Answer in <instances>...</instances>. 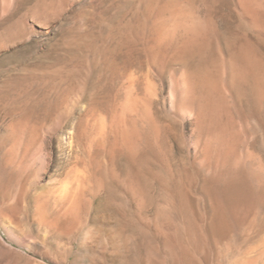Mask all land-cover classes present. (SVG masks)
<instances>
[{"label": "rangeland", "instance_id": "374dc122", "mask_svg": "<svg viewBox=\"0 0 264 264\" xmlns=\"http://www.w3.org/2000/svg\"><path fill=\"white\" fill-rule=\"evenodd\" d=\"M263 91L264 0H0V264H264Z\"/></svg>", "mask_w": 264, "mask_h": 264}, {"label": "bare ground", "instance_id": "6f19581e", "mask_svg": "<svg viewBox=\"0 0 264 264\" xmlns=\"http://www.w3.org/2000/svg\"><path fill=\"white\" fill-rule=\"evenodd\" d=\"M264 92V91H263ZM258 95V94H257ZM262 97H264V96H262ZM264 100V99H263ZM262 101V100H261ZM127 103V102H126ZM124 105H126V104H124ZM127 106V105H126ZM129 106V105H128ZM258 106H260V104L258 105ZM261 106H262V104H261ZM263 107V106H262ZM129 108V107H128ZM132 108L133 107H131V110H132ZM242 108H244V107H242ZM241 111V110H240ZM120 113V112H119ZM260 113V112H259ZM244 114V113H243ZM258 114V113H257ZM119 115H121L122 116V114L120 113ZM256 115V114H255ZM117 117H118V115H116ZM115 116V118H117ZM124 116V115H123ZM259 116H260V114H259ZM240 117H241V115H240ZM261 117H263V116H261ZM116 120V119H115ZM264 120V119H263ZM118 121V120H117ZM131 123V122H130ZM258 126V125H257ZM261 129H263L264 130V123L263 122H261ZM261 129H259V131L261 130ZM262 133V132H261ZM262 138L260 139V140H263L264 139V134L261 136ZM127 140V139H126ZM264 143H262V145H263ZM260 145V144H259ZM263 147V146H262ZM264 148V147H263ZM263 148H261V150H263L264 151V149ZM255 153V152H254ZM253 153V154H254ZM261 154V153H260ZM249 156V155H248ZM252 157V156H251ZM260 158V160L258 161L259 162V164L258 165H260V166H258L259 168H260V172H259V178H258V181H259V186H258V189H257V207H258V212L260 213V215L262 214V213H264V155L263 154H261V157H259ZM254 159V158H253ZM255 161V160H254ZM250 168V167H249ZM258 168V169H259ZM79 173V172H78ZM77 173V174H78ZM75 175V174H74ZM83 175V174H82ZM84 179V178H83ZM74 181H75V184H72L71 185V182H69V183H65V184H63L61 187H60V190H59V188L57 189V191L56 192H58V190H59V192L55 195L56 197H55V199H56V201H57V203H64V202H66V201H68V199H70L71 198V196H72V194L73 193H76L77 191H79V187H80V181H81V177L79 176V175H75L74 176ZM85 183V182H84ZM85 187V186H84ZM75 196V195H74ZM73 196V197H74ZM41 212V211H40ZM261 221H263V219H261ZM263 225V224H262Z\"/></svg>", "mask_w": 264, "mask_h": 264}]
</instances>
